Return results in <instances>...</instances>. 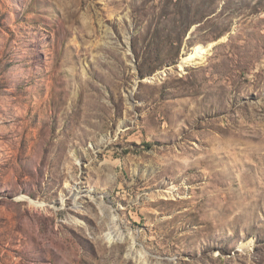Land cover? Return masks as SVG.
<instances>
[{
	"label": "rangeland",
	"instance_id": "1",
	"mask_svg": "<svg viewBox=\"0 0 264 264\" xmlns=\"http://www.w3.org/2000/svg\"><path fill=\"white\" fill-rule=\"evenodd\" d=\"M0 264H264V0H0Z\"/></svg>",
	"mask_w": 264,
	"mask_h": 264
},
{
	"label": "bare ground",
	"instance_id": "2",
	"mask_svg": "<svg viewBox=\"0 0 264 264\" xmlns=\"http://www.w3.org/2000/svg\"><path fill=\"white\" fill-rule=\"evenodd\" d=\"M204 53H205V50H203L201 48H196L192 54L186 56L183 59V62L182 63H184V64L190 63V62L194 61L196 58L201 57L200 55L201 54H204Z\"/></svg>",
	"mask_w": 264,
	"mask_h": 264
}]
</instances>
